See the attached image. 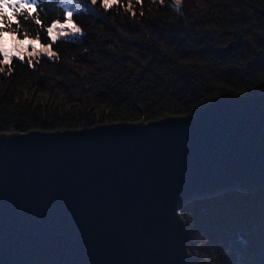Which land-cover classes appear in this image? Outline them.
Masks as SVG:
<instances>
[{
    "label": "trees",
    "instance_id": "1",
    "mask_svg": "<svg viewBox=\"0 0 264 264\" xmlns=\"http://www.w3.org/2000/svg\"><path fill=\"white\" fill-rule=\"evenodd\" d=\"M43 4L45 26L66 10L61 0ZM76 13L83 35L60 39L57 58L32 57V67L24 35L6 32L0 43L13 56L9 65L0 54V133L150 121L194 113L222 93L264 91V0H180L179 11L174 0H114L108 10L80 0ZM22 23L30 40L39 31L37 49L50 43ZM181 214L191 264H264V187L197 196Z\"/></svg>",
    "mask_w": 264,
    "mask_h": 264
},
{
    "label": "water",
    "instance_id": "2",
    "mask_svg": "<svg viewBox=\"0 0 264 264\" xmlns=\"http://www.w3.org/2000/svg\"><path fill=\"white\" fill-rule=\"evenodd\" d=\"M264 187V91L191 114L0 133V264H191L184 203Z\"/></svg>",
    "mask_w": 264,
    "mask_h": 264
},
{
    "label": "snow or ice",
    "instance_id": "3",
    "mask_svg": "<svg viewBox=\"0 0 264 264\" xmlns=\"http://www.w3.org/2000/svg\"><path fill=\"white\" fill-rule=\"evenodd\" d=\"M41 2L42 0H0V42L3 41L6 32L13 39L16 38L17 32L24 35V39L32 46V52L28 54L29 67H32L31 58L38 55L47 57L50 60L56 59L57 57L52 51V45L60 39L66 36L77 38L83 35L81 28L74 21V14L78 15L76 6L80 3V0H61L66 10L63 11L62 18L55 19L50 26H45L40 18L41 9L39 5ZM90 2L92 5H96L98 0H90ZM99 2L105 10H108L112 7L114 0H99ZM129 6H131V0H129ZM174 7L179 11L180 0H174ZM21 18L25 22H31V24L44 30L50 39V43L46 47L37 49L36 42L39 39V31L36 34L37 40L28 39L27 34L22 31L24 26L20 22ZM13 24H15V28H13ZM23 50V41H21V47L15 51V56L20 62L25 60V56L21 54ZM0 54L3 55V63L9 65L12 63L13 53L4 48L2 43H0ZM3 71L4 68L0 67V72Z\"/></svg>",
    "mask_w": 264,
    "mask_h": 264
},
{
    "label": "rangeland",
    "instance_id": "4",
    "mask_svg": "<svg viewBox=\"0 0 264 264\" xmlns=\"http://www.w3.org/2000/svg\"><path fill=\"white\" fill-rule=\"evenodd\" d=\"M45 83H46V84H44V86L42 87L43 89H45V87H47V86H48V84H49V83H48V81H46ZM30 88H31V89H32V91H33L35 87H34V86H31ZM42 88H41V89H42ZM41 89H40V88H38V90H39V91H40ZM34 93H36V92H34ZM61 93H62V92H61ZM37 96H38V95H37Z\"/></svg>",
    "mask_w": 264,
    "mask_h": 264
}]
</instances>
